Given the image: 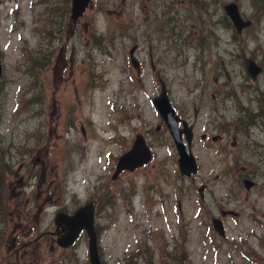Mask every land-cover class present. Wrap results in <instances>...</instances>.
Instances as JSON below:
<instances>
[{"label": "rangeland", "instance_id": "374dc122", "mask_svg": "<svg viewBox=\"0 0 264 264\" xmlns=\"http://www.w3.org/2000/svg\"><path fill=\"white\" fill-rule=\"evenodd\" d=\"M70 11L0 0V264H90L84 231L67 248L46 237L59 210L88 202L103 264H264V0ZM162 85L192 126L190 176L152 103ZM138 134L152 158L115 174Z\"/></svg>", "mask_w": 264, "mask_h": 264}, {"label": "water", "instance_id": "95a60500", "mask_svg": "<svg viewBox=\"0 0 264 264\" xmlns=\"http://www.w3.org/2000/svg\"><path fill=\"white\" fill-rule=\"evenodd\" d=\"M90 1L91 0H71V18L74 20L79 18L85 12ZM224 10L237 31L243 30L249 24L248 21L242 18L236 3H226L224 5ZM135 61V59H132L134 65H136ZM247 71L252 77H255L259 73L260 68L254 62L249 61L247 64ZM2 73L3 66L0 59V80ZM152 103L171 134L178 154L177 162L180 174L190 176L197 173L198 164L191 150L193 138L191 124H188L185 119H180L176 114L175 107H173L169 101L165 86H161L158 95L153 98ZM179 123L181 126H179ZM151 157V149L145 143L144 138L138 135L132 147L117 161L116 169L117 171L121 169L133 170L147 163ZM243 184L246 188H249L253 185V181L244 179ZM94 210L93 203H86L76 208L72 214L57 212L54 218L55 224L57 226L62 224L64 227L63 233L57 238L56 243L61 248H67L71 246L77 240L81 232L84 231L88 238L87 250L89 263L103 264L98 252ZM222 214H225V212H222ZM212 224L220 235H224L221 219L212 218Z\"/></svg>", "mask_w": 264, "mask_h": 264}, {"label": "flooded vegetation", "instance_id": "af4514ba", "mask_svg": "<svg viewBox=\"0 0 264 264\" xmlns=\"http://www.w3.org/2000/svg\"><path fill=\"white\" fill-rule=\"evenodd\" d=\"M229 3H231V2H229ZM233 3H235V2H233ZM238 6V5H237ZM238 9H239V6H238ZM239 12H240V14H241V11H240V9H239ZM242 16V15H241ZM246 21H248L249 22V24H250V21L249 20H246ZM249 24L247 25V26H249ZM246 26V27H247ZM245 27V28H246ZM135 63L136 64H138V62L137 61H135ZM248 64V63H247ZM247 66V65H246ZM181 119V118H180ZM179 126H181V124L179 123ZM139 135V134H138ZM138 135H136L135 136V139H136V137L138 136ZM143 137V136H142ZM144 138V137H143ZM127 139H128V141H126V143H125V145H123L124 146V148H126L124 151H121L120 153H119V155H118V157H117V161L119 160V158L126 152V151H128L131 147H132V145H133V143H134V141H135V139H134V141H133V139H131L130 137H127ZM144 141H145V139H144ZM146 143V142H145ZM152 158V157H151ZM117 163V162H116ZM116 166V165H115ZM137 168V167H136ZM135 169V168H134ZM133 169V170H134ZM133 171V170H129V169H121L120 171H117V169H116V172H115V174H119V173H121V172H124V171ZM79 207V206H78ZM58 212H65V213H69V214H72L73 212H69V211H67V210H59ZM54 224H55V221H54ZM63 227H64V225H54V227H53V230L52 231H47L46 232V237L48 238L49 237V235H48V233L50 234V236L52 237V239L54 238V240H55V242H56V240H57V238L63 233Z\"/></svg>", "mask_w": 264, "mask_h": 264}]
</instances>
